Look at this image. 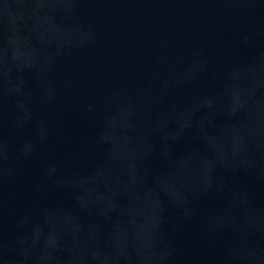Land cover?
<instances>
[{"label":"water","instance_id":"95a60500","mask_svg":"<svg viewBox=\"0 0 264 264\" xmlns=\"http://www.w3.org/2000/svg\"><path fill=\"white\" fill-rule=\"evenodd\" d=\"M178 155L200 264H264V0H125Z\"/></svg>","mask_w":264,"mask_h":264}]
</instances>
